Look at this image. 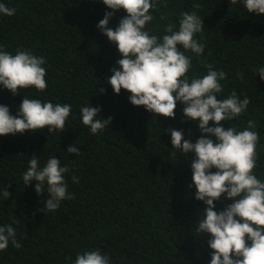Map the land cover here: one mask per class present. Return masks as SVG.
<instances>
[{
    "label": "trees",
    "instance_id": "16d2710c",
    "mask_svg": "<svg viewBox=\"0 0 264 264\" xmlns=\"http://www.w3.org/2000/svg\"><path fill=\"white\" fill-rule=\"evenodd\" d=\"M0 3L16 10L11 17L0 14V46L13 55L26 49L44 57L48 84L43 91L29 87L17 95L0 85V105L16 115L25 96L72 107L63 132L45 128L0 136V226L11 225L22 245L16 249L10 242L0 251V264H74L77 254L97 249L110 257V264H210L211 237L195 229L206 205L195 199L194 153L172 148L171 134L165 130H182L192 143L201 132L184 116L183 104H177L175 118H167L132 105L131 93L124 89L113 93L107 80L122 57L97 27L113 10L102 0ZM153 3L154 19L145 28L150 35L162 38L169 23L178 30L183 12L195 11L203 19L204 29L195 38L205 49L201 56L185 51L192 57L187 75H206L204 65L212 64L227 76L220 81L223 92L218 99L233 90L241 100L250 98L244 113L222 123L239 131L249 120L256 122L254 174L264 181V80L256 71L264 66V14L247 12L243 0ZM196 4L200 7L194 8ZM126 15L123 9L116 11L108 26L115 29ZM87 103L101 109L100 117L112 118L108 129L92 134L82 123L80 109ZM70 145L80 155L67 153ZM32 156L39 157L41 167L52 156L67 165L64 178L75 198L63 200L56 211L43 210L47 186L37 195L36 182L26 186L22 179ZM214 203L220 212L232 201L222 196Z\"/></svg>",
    "mask_w": 264,
    "mask_h": 264
},
{
    "label": "clouds",
    "instance_id": "9594fccd",
    "mask_svg": "<svg viewBox=\"0 0 264 264\" xmlns=\"http://www.w3.org/2000/svg\"><path fill=\"white\" fill-rule=\"evenodd\" d=\"M102 2L113 11L106 12L97 27L117 46L122 57L117 61L119 68H113V74L107 80L113 93L118 95L124 89L131 93L132 105L144 106L146 110L167 118H175L177 104H183L184 116L195 122L201 132L192 143L184 139L182 130H165L171 134L172 148L183 154L194 153L191 169L197 190L195 199L206 205L195 229L200 235L209 234L211 237L208 240L213 250L210 264H264V181L254 174L259 143L256 122L249 120L247 127L239 131L235 127H224L222 123L244 113L250 98L245 96L241 100L233 90L226 98L218 99V94L223 92L220 81L227 76L223 70H215L212 64L204 65L206 75L192 78L187 75L192 68V57L185 55V51L201 56L205 49L204 43L195 38L204 29L203 19L195 11L183 12L178 30L176 24L169 23L161 38L145 30L154 19L150 12L155 7L153 0ZM243 3L247 12L264 14V0H243ZM193 7L199 8L200 5ZM120 9L127 15L113 29L108 26L109 21ZM15 11L0 3V14L11 17ZM45 64L44 57L33 55L29 50L18 49L13 55L0 46V85L13 95L29 87L43 91L48 86ZM256 71L264 80V66ZM238 76L243 78V73ZM104 91L100 89L101 93ZM71 111V105L66 103L53 104L24 96L16 115L10 113L8 106L0 105V136L45 128L49 133L63 132ZM100 111L99 107H89L88 103L80 109L82 123L92 134L108 129L111 123L112 118L100 117ZM210 122L212 126H209ZM80 152L74 145L67 149V153L76 156ZM213 168L215 172L211 171ZM68 172V166H61L55 156L49 158L43 167L39 157L32 156L22 179L26 186L36 182L37 195L45 192L46 185L43 210L56 211L63 200L75 198L68 193L64 178ZM72 179L74 183L78 182L77 177ZM9 195L5 189L4 198ZM222 196L232 203L217 212L214 202ZM10 242L16 249L22 247L11 225L0 226V251L6 250ZM74 264H110V257L98 249L89 250L77 254Z\"/></svg>",
    "mask_w": 264,
    "mask_h": 264
}]
</instances>
